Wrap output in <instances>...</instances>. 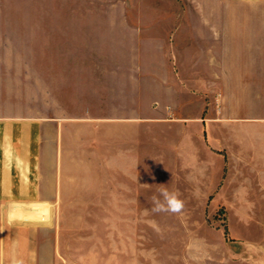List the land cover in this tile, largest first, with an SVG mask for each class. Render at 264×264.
Listing matches in <instances>:
<instances>
[{"label": "crops", "instance_id": "obj_1", "mask_svg": "<svg viewBox=\"0 0 264 264\" xmlns=\"http://www.w3.org/2000/svg\"><path fill=\"white\" fill-rule=\"evenodd\" d=\"M122 4L152 11L81 22L161 41L155 54L165 57L153 72L164 100L148 112L106 119L107 167L115 168L117 157L122 169L134 172L122 177L123 215L222 211L234 221L231 238L209 224L170 225L180 238L154 242L166 254L148 255L147 241L139 238L137 254L126 249L123 264H264V0ZM4 98L1 93L0 104ZM44 120L0 110V264H83L67 258L60 227L28 218L55 214L56 204L66 199L64 137L75 130L65 126V117ZM51 123L56 126L46 127ZM92 124L91 142L98 135ZM116 136H122V147L116 148ZM90 145L77 154H97ZM42 169L57 170L43 175ZM161 188L179 191L185 202L180 214L151 211L150 197ZM107 200L114 214V198Z\"/></svg>", "mask_w": 264, "mask_h": 264}, {"label": "rangeland", "instance_id": "obj_2", "mask_svg": "<svg viewBox=\"0 0 264 264\" xmlns=\"http://www.w3.org/2000/svg\"><path fill=\"white\" fill-rule=\"evenodd\" d=\"M136 1L150 4L153 0ZM140 11L145 15L152 8L126 9L122 0H0V94L6 96L0 110L42 122L65 117V126L75 130L64 137L61 171L67 179L66 199L56 204L55 214H29L28 218L60 227L67 258L83 264H123L126 249L132 256L137 254L133 245L139 238L147 241L148 255H164V248L154 247L156 240L180 238L177 231L169 230L170 225L209 224L222 227L230 237L233 220L228 219L233 217L222 211L214 216L123 215L122 177L134 172L122 169L117 157L115 168L107 167L106 119L125 112H148L164 100L153 80V72L161 70L159 63L165 58L155 54L162 42L128 38V34L81 21L139 15ZM95 26L98 30L86 29ZM92 123L98 135L91 142ZM90 143L97 154H77ZM122 143V136H116V148ZM56 170L42 169V174L55 175ZM113 175L114 185L110 183ZM107 198H114V214ZM39 206L43 211L48 208Z\"/></svg>", "mask_w": 264, "mask_h": 264}, {"label": "clouds", "instance_id": "obj_3", "mask_svg": "<svg viewBox=\"0 0 264 264\" xmlns=\"http://www.w3.org/2000/svg\"><path fill=\"white\" fill-rule=\"evenodd\" d=\"M150 202L153 213L180 214L185 207V202L180 198L179 191H169L167 188H161L159 196H151Z\"/></svg>", "mask_w": 264, "mask_h": 264}]
</instances>
